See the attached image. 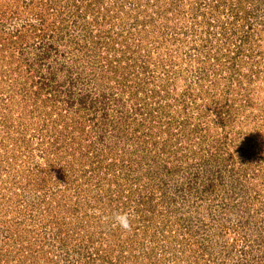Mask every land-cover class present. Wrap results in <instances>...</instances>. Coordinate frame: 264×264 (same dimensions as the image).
I'll list each match as a JSON object with an SVG mask.
<instances>
[{"label":"rangeland","instance_id":"1","mask_svg":"<svg viewBox=\"0 0 264 264\" xmlns=\"http://www.w3.org/2000/svg\"><path fill=\"white\" fill-rule=\"evenodd\" d=\"M0 264H264V0H0Z\"/></svg>","mask_w":264,"mask_h":264},{"label":"clouds","instance_id":"2","mask_svg":"<svg viewBox=\"0 0 264 264\" xmlns=\"http://www.w3.org/2000/svg\"><path fill=\"white\" fill-rule=\"evenodd\" d=\"M100 213L97 212V215ZM111 220H112V226L113 227H118L121 230H123L124 233H130L132 231V219H133V214L130 211H117L114 212L111 215ZM103 219L107 220L109 217H103Z\"/></svg>","mask_w":264,"mask_h":264}]
</instances>
